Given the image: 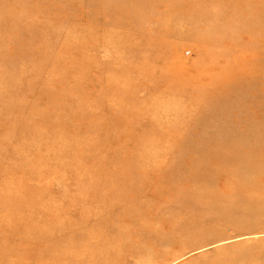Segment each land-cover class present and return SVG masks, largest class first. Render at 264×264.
<instances>
[{
  "label": "rangeland",
  "instance_id": "rangeland-1",
  "mask_svg": "<svg viewBox=\"0 0 264 264\" xmlns=\"http://www.w3.org/2000/svg\"><path fill=\"white\" fill-rule=\"evenodd\" d=\"M0 264H264V0H0Z\"/></svg>",
  "mask_w": 264,
  "mask_h": 264
}]
</instances>
